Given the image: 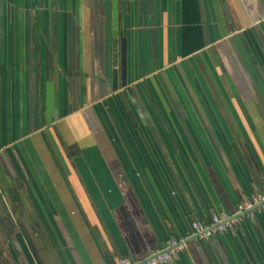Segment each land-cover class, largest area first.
<instances>
[{
	"label": "crops",
	"instance_id": "1",
	"mask_svg": "<svg viewBox=\"0 0 264 264\" xmlns=\"http://www.w3.org/2000/svg\"><path fill=\"white\" fill-rule=\"evenodd\" d=\"M260 191L264 0H0V264L140 260ZM169 264H264V210Z\"/></svg>",
	"mask_w": 264,
	"mask_h": 264
},
{
	"label": "built area",
	"instance_id": "2",
	"mask_svg": "<svg viewBox=\"0 0 264 264\" xmlns=\"http://www.w3.org/2000/svg\"><path fill=\"white\" fill-rule=\"evenodd\" d=\"M264 210V191L254 192L237 202L232 212L212 213L207 220L194 219L188 234L170 236L163 247L151 249L142 259L120 257L116 264H169L186 247L187 238H209L223 233L238 224L243 216L252 217L255 211ZM187 237V238H186Z\"/></svg>",
	"mask_w": 264,
	"mask_h": 264
},
{
	"label": "water",
	"instance_id": "3",
	"mask_svg": "<svg viewBox=\"0 0 264 264\" xmlns=\"http://www.w3.org/2000/svg\"><path fill=\"white\" fill-rule=\"evenodd\" d=\"M113 42L118 43V49L113 54L112 67V89H117L118 85L125 86L127 83V39L121 32H117L116 18L113 17ZM120 80V81H119ZM45 120L50 123L52 119L58 118L55 105L54 81L45 82L44 95Z\"/></svg>",
	"mask_w": 264,
	"mask_h": 264
},
{
	"label": "rangeland",
	"instance_id": "4",
	"mask_svg": "<svg viewBox=\"0 0 264 264\" xmlns=\"http://www.w3.org/2000/svg\"><path fill=\"white\" fill-rule=\"evenodd\" d=\"M21 211L20 212H18V214L16 215V216H14V215H8V217L7 216H3V219L4 220H22L21 218H20V216H21ZM25 214V213H24ZM28 214V215H27ZM27 214H26V217L24 218V220H31V218H30V214H29V212H27ZM24 217V216H23Z\"/></svg>",
	"mask_w": 264,
	"mask_h": 264
}]
</instances>
